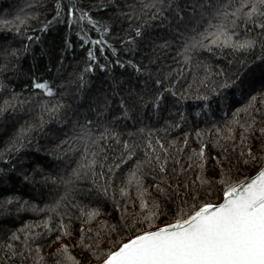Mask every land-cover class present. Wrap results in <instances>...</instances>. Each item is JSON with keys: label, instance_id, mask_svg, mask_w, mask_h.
I'll list each match as a JSON object with an SVG mask.
<instances>
[{"label": "snow or ice", "instance_id": "obj_1", "mask_svg": "<svg viewBox=\"0 0 264 264\" xmlns=\"http://www.w3.org/2000/svg\"><path fill=\"white\" fill-rule=\"evenodd\" d=\"M33 5L0 20L13 33L0 44V114L34 113L3 140L0 164L10 168H0V182L20 167L45 203L0 197L4 214L16 204L42 216L0 234V264H264V91L249 88L234 108L223 103L254 69L264 72V0ZM65 17L81 22L79 47L92 45L75 63L68 34L32 50ZM10 70L27 80L20 91L5 79ZM174 131L181 135L169 138ZM34 136L51 142L50 169L22 167ZM193 137L198 147L189 150ZM74 234L71 245L44 251Z\"/></svg>", "mask_w": 264, "mask_h": 264}, {"label": "trees", "instance_id": "obj_2", "mask_svg": "<svg viewBox=\"0 0 264 264\" xmlns=\"http://www.w3.org/2000/svg\"><path fill=\"white\" fill-rule=\"evenodd\" d=\"M73 2H76V0H73ZM79 5L82 6L84 4H93L99 3L100 0H78ZM109 4H111L112 0H107ZM52 3H54V0H52ZM63 3L67 4L68 0H63ZM26 5L29 7H32L33 11H36L33 0H0V20H6L10 19L13 16L17 15L20 11H27ZM51 6V5H50ZM112 8L110 7L109 10L106 12L102 9H94L93 15L96 19H103L106 18L108 15L111 14ZM48 15V12L45 11L41 18ZM82 26L85 28V30L88 31V34L92 36L93 38L98 36V33L94 28H91L90 25H88L87 21H84ZM32 27H36V24L33 23ZM81 27V22L77 19L74 20L71 24L68 23L66 17L63 18V22H57L53 29L47 32L44 35V39L42 44L37 43L33 44L32 50L35 53H40L41 47H47L51 44H58L62 40L63 36L65 34H68L70 36V39L73 43V49L69 52V60L72 63H75L76 61H80L83 57L85 52L87 51V48L92 46L91 44L86 45L83 47H79L80 44L83 43L82 40H80L76 36V32ZM13 38V33L9 30H6L4 28H0V44L2 43H11ZM17 41H19V37L16 38ZM13 47H19V42L12 43ZM95 50L97 52V55L99 56V46H95ZM105 55L109 56L111 58V52L106 51ZM207 55V54H206ZM74 57V59H73ZM211 61L213 63H221L222 57L215 56L211 57ZM101 62H103V59L101 58ZM30 66V59L28 58V54H25V56L20 58V65H19V71L21 74L27 72L28 67ZM117 73L123 71L122 69L117 68ZM97 73H99V70H97ZM202 74V73H201ZM6 81H11L12 84L10 86L15 87L16 91H20L21 87L24 83H27V80L23 78V75L17 76V74L13 73L11 70L4 74ZM251 89V92L256 91H264V72H262L259 68H256L253 70L252 73L249 74V76L246 78V81L244 84L240 85L238 88H233L232 91L228 94L227 99L223 101L225 105L231 104L232 108L239 106V104H242L244 100L247 98L246 96L242 99V93L247 92L248 89ZM2 91V90H0ZM251 92H248L250 95ZM2 98V97H0ZM186 104L194 103L193 101H186ZM224 111L228 112V114H231V108H225ZM34 113L28 112L27 108L23 113H19L15 116L11 115V111L8 110L5 114H0V147L3 146V140L9 136L14 128L19 127L20 123H23L25 120H29L32 118ZM190 121H192L195 126H205L204 125V118L203 117H195L190 116ZM199 121L198 124H196V121ZM156 126V125H153ZM187 129H182L181 131H186ZM181 131H174L170 134L169 138L180 136ZM194 131V128H193ZM50 141L46 140L43 136H34L32 141L30 142V146L26 147L21 150L20 157H24L22 167L27 170V172H31L32 168L36 164H40L42 167L45 168H51V158L47 156L45 149L50 147ZM198 147V142L195 141V138L193 137L192 141L188 144V149L192 150L194 148ZM209 153L213 152V146L211 144V141L208 142L206 145ZM16 163H20V159L17 158L15 160ZM0 168L8 169L10 168L7 164H0ZM21 171L20 167H17L15 171H9L6 182H0V197L12 194V195H18L21 200H27L29 202H35L38 205L43 206L45 203V200L42 198H39L41 195V188L42 186L39 184V182L36 185H32L22 179L18 173ZM149 179L148 183H152ZM18 205L13 204L11 206V213L10 214H4L2 210H0V234H3L5 230L11 231L16 228H19L21 225H23L26 221L28 222H35L37 220H40L42 218L41 214L35 213L32 211H29L27 209L22 210L20 212H16V207ZM110 207L108 205H105V211H110ZM43 215H47V213H44ZM118 213L113 212V216H117ZM79 221L75 222L74 227L79 226ZM55 227V225H53ZM55 235L52 234L51 241H55ZM75 234L70 239L68 237H62L61 241L51 243L49 247H45L44 251L51 252L54 247L60 242L67 243L71 245L75 240ZM74 255H76L78 258L80 256V253L78 251L74 252ZM51 264V262H50ZM81 264H86V260L82 261Z\"/></svg>", "mask_w": 264, "mask_h": 264}]
</instances>
